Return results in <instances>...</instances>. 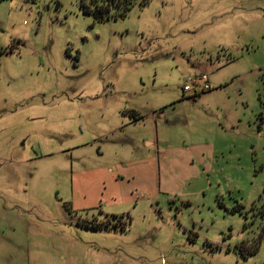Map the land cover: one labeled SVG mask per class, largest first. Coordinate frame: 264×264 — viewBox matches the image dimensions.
Instances as JSON below:
<instances>
[{"label": "rangeland", "instance_id": "1", "mask_svg": "<svg viewBox=\"0 0 264 264\" xmlns=\"http://www.w3.org/2000/svg\"><path fill=\"white\" fill-rule=\"evenodd\" d=\"M140 1L0 0V264H264V0Z\"/></svg>", "mask_w": 264, "mask_h": 264}, {"label": "trees", "instance_id": "2", "mask_svg": "<svg viewBox=\"0 0 264 264\" xmlns=\"http://www.w3.org/2000/svg\"><path fill=\"white\" fill-rule=\"evenodd\" d=\"M149 0H141V5H146ZM136 3V0H80V6L85 14L93 15L98 20H104L113 16L112 7L117 10L116 15L124 16L128 10ZM210 91V90H209ZM208 92V91H207ZM206 93V92H204ZM197 97L195 95L193 98ZM135 121L141 120L142 116L137 111L128 112ZM243 243L239 249L245 256H248L257 250V246H247Z\"/></svg>", "mask_w": 264, "mask_h": 264}, {"label": "built area", "instance_id": "3", "mask_svg": "<svg viewBox=\"0 0 264 264\" xmlns=\"http://www.w3.org/2000/svg\"><path fill=\"white\" fill-rule=\"evenodd\" d=\"M190 81L194 83V88H192L190 85H185L184 86L185 92H190L194 89L195 94H199L198 91H200V94H202L204 92L211 90V86L209 84V76L205 72L195 75L194 78H190Z\"/></svg>", "mask_w": 264, "mask_h": 264}, {"label": "flooded vegetation", "instance_id": "4", "mask_svg": "<svg viewBox=\"0 0 264 264\" xmlns=\"http://www.w3.org/2000/svg\"><path fill=\"white\" fill-rule=\"evenodd\" d=\"M116 227V225H114Z\"/></svg>", "mask_w": 264, "mask_h": 264}]
</instances>
